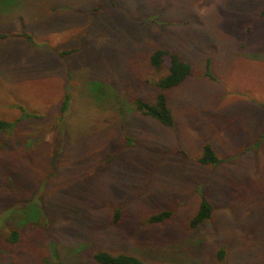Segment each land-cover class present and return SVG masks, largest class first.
<instances>
[{
	"label": "rangeland",
	"instance_id": "374dc122",
	"mask_svg": "<svg viewBox=\"0 0 264 264\" xmlns=\"http://www.w3.org/2000/svg\"><path fill=\"white\" fill-rule=\"evenodd\" d=\"M160 48L192 67L165 92L172 128L133 105ZM0 119V264H264V0H0Z\"/></svg>",
	"mask_w": 264,
	"mask_h": 264
},
{
	"label": "trees",
	"instance_id": "16d2710c",
	"mask_svg": "<svg viewBox=\"0 0 264 264\" xmlns=\"http://www.w3.org/2000/svg\"><path fill=\"white\" fill-rule=\"evenodd\" d=\"M109 3H113V0H103ZM27 39L31 42L30 37ZM73 53V52H72ZM68 52H63L62 56L67 55ZM149 64L155 70H161L166 68V74L161 77L156 83L157 93L150 101H144L141 98L134 100L135 111L151 120L156 121L164 127L172 128L174 126V119L167 104L165 92L169 89L175 88L183 83L190 75L192 67L189 63L185 62L182 57L172 52L170 49H156L149 55ZM209 62H207V65ZM208 67V66H207ZM208 74V73H207ZM69 97L66 95L64 101L59 110L60 115H63L67 111V104ZM26 118L34 119L36 116L31 114H25ZM15 122H9L0 119V132H10L15 128ZM260 140L257 142V144ZM198 162L201 165H218L222 162L215 154L214 149L210 144H204L202 146V153L198 158ZM214 207L207 200L204 195H201L199 207L196 213L189 221V228L194 229L199 225L208 221L213 215ZM120 216V211L116 210L114 213V222H117ZM171 217V213L164 211L148 218L149 224H160ZM19 240V233L12 229L8 233L7 241L12 244H16ZM217 256L219 260L223 259V250L218 251ZM91 260L94 264H182V263H160L150 262L139 256L131 254H111L106 251H95Z\"/></svg>",
	"mask_w": 264,
	"mask_h": 264
}]
</instances>
